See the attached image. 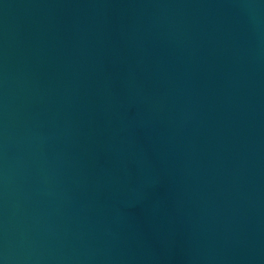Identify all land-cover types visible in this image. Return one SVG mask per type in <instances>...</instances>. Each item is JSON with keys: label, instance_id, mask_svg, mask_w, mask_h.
Masks as SVG:
<instances>
[{"label": "water", "instance_id": "1", "mask_svg": "<svg viewBox=\"0 0 264 264\" xmlns=\"http://www.w3.org/2000/svg\"><path fill=\"white\" fill-rule=\"evenodd\" d=\"M0 264H264V0H0Z\"/></svg>", "mask_w": 264, "mask_h": 264}]
</instances>
